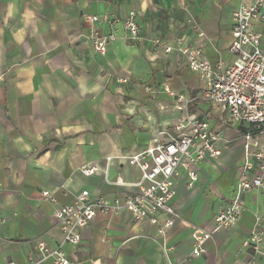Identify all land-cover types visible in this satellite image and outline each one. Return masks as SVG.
Segmentation results:
<instances>
[{"label": "crops", "instance_id": "0c3cea01", "mask_svg": "<svg viewBox=\"0 0 264 264\" xmlns=\"http://www.w3.org/2000/svg\"><path fill=\"white\" fill-rule=\"evenodd\" d=\"M238 0H0V262L28 263L44 240L57 247L63 232L42 192L68 203L83 190L114 197L136 192L138 168L129 155L166 141L179 118L196 115L219 133L218 158L199 165V180H175L180 214L165 233L158 222L128 212H99L79 244H66L72 264H250L241 243L264 213V193L241 194L244 208L230 229L215 232L193 256L195 224L211 229L215 212L235 194L246 161L245 125L228 123L227 108L202 98L204 79L177 49V39L200 47L216 64L232 63L233 10ZM137 13L141 38L128 40L122 24L105 53L93 34L107 33L88 16ZM257 28L264 31V24ZM203 32V35L199 33ZM160 39L162 44L155 45ZM166 47L171 50L166 51ZM182 93L187 109L177 107ZM264 147V132L260 135ZM97 166L86 175L83 167ZM252 173V171H251ZM251 175V174H250ZM256 264H264L257 256ZM42 264H54L47 258Z\"/></svg>", "mask_w": 264, "mask_h": 264}, {"label": "built area", "instance_id": "2783aa9c", "mask_svg": "<svg viewBox=\"0 0 264 264\" xmlns=\"http://www.w3.org/2000/svg\"><path fill=\"white\" fill-rule=\"evenodd\" d=\"M88 18L91 21L103 19L111 28L107 33L93 34L94 49L99 53H105L109 44L117 39L115 28L118 24L123 25L128 40L141 38V27L134 10L119 16L105 13ZM232 18L233 38L229 50L235 59L226 66L222 62H211L200 47L190 44L185 38L177 39V49L186 58L189 68L205 81L202 98L225 106L228 123L245 125L246 161L235 194L215 212L211 229L190 224L194 239L192 254L195 257L206 251V243L215 232L230 229L237 223L244 208L243 192L258 189L264 193V147L260 140L264 132V31L257 28L258 23L264 24V0H238ZM199 34L203 35V32ZM154 43L162 44L160 39ZM170 50L166 47V51ZM165 89L176 97L178 108H188L182 93H175L167 85ZM174 130L166 141L154 140L129 155V163L140 172L135 182L136 192H124L111 198L83 190L70 202L63 203L50 191H43V197L53 206L52 215L63 232L62 240L57 247H50L44 240H39L36 254L28 263L8 261L0 264H42L47 258H52L54 264H72L64 246L79 244L83 231L99 212L124 211L136 221L153 223H157L159 213L164 212L166 219L160 224L159 231L165 233L180 217L172 200L177 191L175 180L181 171L186 172V184L192 187L199 180L200 163L208 158H218L222 153L216 145L220 135L205 119L187 112L178 119ZM82 171L90 175L97 172L98 167H83ZM172 249L163 247L165 264H175L169 256ZM241 249H248L252 256L250 264H256L257 256H264V213L256 217L250 235L241 243Z\"/></svg>", "mask_w": 264, "mask_h": 264}]
</instances>
